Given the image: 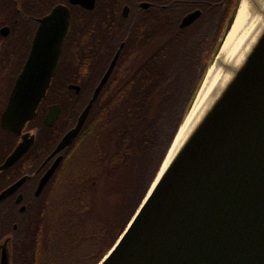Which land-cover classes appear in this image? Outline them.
Returning a JSON list of instances; mask_svg holds the SVG:
<instances>
[{
  "label": "trees",
  "instance_id": "obj_1",
  "mask_svg": "<svg viewBox=\"0 0 264 264\" xmlns=\"http://www.w3.org/2000/svg\"><path fill=\"white\" fill-rule=\"evenodd\" d=\"M143 2L151 7L142 9ZM240 2L97 0L95 10L89 11L68 0H0V28L18 20L21 49L30 47L35 18L44 17L61 3L72 12L74 23L65 58L30 122L42 138L51 139L48 144L38 140L39 151L46 146L53 151L75 128L116 52L125 44L79 135V141L91 150L80 167V177L108 181L71 178L65 182L61 199L52 201L56 181H50L36 199L33 231H21L22 264H99L113 248L160 172ZM127 5L131 12L124 18ZM197 10L202 16L181 29L183 18ZM79 33L84 38L80 50ZM71 67L82 70H67ZM19 74L0 72V118ZM71 84L81 87L80 94L69 89ZM55 104L61 105L62 112L56 124L48 127L45 115ZM3 136L13 137L0 122V165ZM21 175L15 171L7 177L15 180Z\"/></svg>",
  "mask_w": 264,
  "mask_h": 264
},
{
  "label": "water",
  "instance_id": "obj_2",
  "mask_svg": "<svg viewBox=\"0 0 264 264\" xmlns=\"http://www.w3.org/2000/svg\"><path fill=\"white\" fill-rule=\"evenodd\" d=\"M69 2L89 11L97 4V0ZM243 2L195 102L210 70L219 63ZM140 6L149 9L151 4L143 2ZM129 15L130 7L125 6L123 16ZM201 16L200 10L189 13L180 28L190 27ZM72 25L71 10L65 5L56 6L40 19L29 58L1 117L5 131L18 135L36 117L58 70ZM8 31L4 28L2 34L8 35ZM123 48L124 44L77 125L62 138L53 156L80 135ZM69 88L81 92L78 85ZM61 112V105H52L45 116L46 125L53 127ZM32 144L33 140L25 139L0 172L13 166ZM173 147L123 234L99 264H264V26L180 148L171 153ZM62 159L60 156L40 181L37 197ZM25 180L3 192L0 202L16 193Z\"/></svg>",
  "mask_w": 264,
  "mask_h": 264
},
{
  "label": "flooded vegetation",
  "instance_id": "obj_3",
  "mask_svg": "<svg viewBox=\"0 0 264 264\" xmlns=\"http://www.w3.org/2000/svg\"><path fill=\"white\" fill-rule=\"evenodd\" d=\"M68 2H69V0H68ZM58 5L67 6L64 3L58 4ZM58 5H56V6H58ZM130 12H131V8H130ZM50 13H48V14H50ZM47 15H45V16H47ZM44 17H42V18H44ZM42 18H37V19L35 18L34 19V23H35V25L37 24V26L35 29V26L33 24L35 31H34L33 38L31 40L30 47L27 49H25L26 46H24L21 49L20 39L18 37V34L16 33L18 31L20 34L21 30H22V26L18 20H16L15 23H13L12 25H5V26L0 28V37L3 39L1 42L2 53L0 52V54H1L0 55V72L12 74V73H16V72L21 73L23 71L24 66H25V64L29 58L30 52L32 50L34 38H35L37 31L40 27V19H42ZM73 23H74V21H73ZM4 28L9 29L8 35L2 34V30ZM72 28H73V25H72ZM13 31H14V33H16L15 36L13 35ZM71 32H72V29H71ZM80 35L81 34L79 33V40L80 41L78 44V50H80L84 44V38H80ZM68 39H67V41H68ZM65 45H66V43L64 44V47H63V52H62L59 67L62 64L63 59L65 58V54H66ZM122 45L123 44H121V47H122ZM27 46H28V44H27ZM121 47L118 49V51L121 49ZM124 47H125V44H124ZM73 49L75 50V47H73ZM118 51L116 52V54L118 53ZM116 54H115V56H116ZM111 63H110V65H111ZM110 65H109V67H110ZM109 67H108V69H109ZM108 69H107V71H108ZM67 70L74 72V71L82 70V67H80L79 69H77L75 67H71V68H67ZM17 78H16V80H17ZM71 85H74V84H71ZM9 98H10V96H9ZM9 98L7 101V105L9 102ZM6 107H5V109H6ZM5 109H4V111H5ZM4 111H3V113H4ZM1 117H2V115H1ZM0 122H1V118H0ZM9 134H11V133H9ZM11 135L13 137L3 136L2 147L5 149V151L3 152V159H2V163H1L0 167L3 164H5V162L8 160V158L15 152V150L18 148V146L25 139L33 140V144L29 148V150L13 166L8 168L7 170L0 172V175H3L2 177H0V195L3 192H5L7 189L12 187L14 184L19 182L22 178L26 177L25 182L23 183V185L20 187V189L16 193L9 196L3 202H0V264H22L21 263V239H22L21 238L22 237L21 231L23 229H25V230L29 229V231L31 233L33 231V227L36 224V217H37V215H36V209H37L36 199H37V190L39 187V183L42 180V178L44 177V175L47 173V171L54 165V163L56 162V160L60 156H62L63 159H62L57 171L55 172L54 176L51 178L50 181H71L70 178L59 179L58 176H59L60 172L62 171V168L65 165V163L67 162V160L72 158L73 155L75 153H77L76 150L78 149V146H76V144L79 142V138H80V136H78V138L73 142V144L70 147L66 148L62 153L53 156V153H54V151L58 145L53 149V151L48 150L47 146L39 151L38 140H40L41 143L48 144L51 142V139H50V137L42 138V136L39 135L37 128L35 126H30V123H28L27 126L25 127V129L22 132H20L18 135H13V134H11ZM11 170H13V172H10ZM15 171L17 173H22V175L18 179L14 180V179H11V177H7V175H10V174L14 173ZM72 181H108V179L105 177H98L96 179L95 178L80 177V178L72 179ZM20 197H22V202L18 203V199Z\"/></svg>",
  "mask_w": 264,
  "mask_h": 264
},
{
  "label": "bare ground",
  "instance_id": "obj_4",
  "mask_svg": "<svg viewBox=\"0 0 264 264\" xmlns=\"http://www.w3.org/2000/svg\"><path fill=\"white\" fill-rule=\"evenodd\" d=\"M256 1L258 5L254 3ZM264 26V0H244L234 26L223 47L218 65L214 66L188 115L171 153L180 148L192 128L204 114L212 99L229 78L230 70L243 59Z\"/></svg>",
  "mask_w": 264,
  "mask_h": 264
},
{
  "label": "rangeland",
  "instance_id": "obj_5",
  "mask_svg": "<svg viewBox=\"0 0 264 264\" xmlns=\"http://www.w3.org/2000/svg\"><path fill=\"white\" fill-rule=\"evenodd\" d=\"M76 146H78V149L76 150L77 153H75L73 155L72 158H70L69 160H67V162L65 163V165L62 168V171L60 172L58 178L62 179V178H80V170L82 168H80L81 166L85 165V160H86V156H89V151L91 152V150L87 151L90 147L85 145V142L83 141H79ZM89 147V148H88ZM77 176V177H76ZM65 182L66 181H56L55 184L52 187V191H51V201L52 200H56L59 198V200L61 199V196L63 195L64 191H65ZM54 197L56 199H54ZM58 216V211H56L55 213V217Z\"/></svg>",
  "mask_w": 264,
  "mask_h": 264
}]
</instances>
